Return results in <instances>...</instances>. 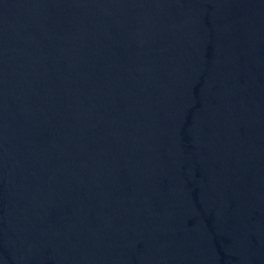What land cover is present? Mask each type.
<instances>
[{"label":"water","instance_id":"1","mask_svg":"<svg viewBox=\"0 0 264 264\" xmlns=\"http://www.w3.org/2000/svg\"><path fill=\"white\" fill-rule=\"evenodd\" d=\"M0 264H264V0H0Z\"/></svg>","mask_w":264,"mask_h":264}]
</instances>
